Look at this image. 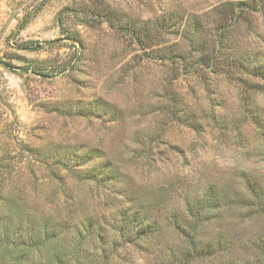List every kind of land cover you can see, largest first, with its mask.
<instances>
[{"label": "rangeland", "instance_id": "374dc122", "mask_svg": "<svg viewBox=\"0 0 264 264\" xmlns=\"http://www.w3.org/2000/svg\"><path fill=\"white\" fill-rule=\"evenodd\" d=\"M0 58V264H173L208 189L212 237L264 228V0H0Z\"/></svg>", "mask_w": 264, "mask_h": 264}, {"label": "trees", "instance_id": "16d2710c", "mask_svg": "<svg viewBox=\"0 0 264 264\" xmlns=\"http://www.w3.org/2000/svg\"><path fill=\"white\" fill-rule=\"evenodd\" d=\"M235 15L238 16V14ZM60 25H64L63 17L61 16ZM223 25L224 24H219L218 27L221 28H218L217 33L215 32V44L212 48L215 54L219 46H226L224 42L227 38L221 30L222 28H224L223 30H229L231 24H226V26ZM201 31L202 30L197 27L195 33L202 34ZM72 39L79 42V39L75 36H72ZM199 51L206 55L205 52L207 51L205 47L200 48ZM0 62L4 63L8 68L14 67L9 62L1 61V58ZM238 64L244 69V61H239ZM253 75L264 76V69L261 73L255 70ZM94 170H96V168ZM112 171L113 170H100L99 168L98 175L91 177H100L99 179H101V181H114L116 180V175H114V171L113 173ZM90 175H93V173ZM208 190L212 191V189ZM208 190L202 196H198L194 200H187L183 211L171 217V221H173L172 225L177 228L185 243L179 251L173 252V264H264V228L260 227L252 234L248 233L247 236H241L238 240L230 237V234L228 235V232L224 228L214 237L210 235L212 231L209 228L212 222L215 221V217L212 215L215 210H218L221 202L219 203L220 198L214 195L215 192ZM244 199L245 198L242 196L239 200L237 198L236 201L240 207H243L244 211L246 209L249 211L246 217L249 218L258 215V213L261 212L264 216V193L259 192L254 195L256 205H254L251 200L246 201ZM124 227H126V224ZM158 227V219L152 221L147 218L143 219V222L138 224L135 229L133 227L131 233L133 232V234L137 236V239L154 241L156 233L159 231H157ZM93 229V222H86L80 226L78 236L88 235L87 233H92L94 231ZM236 242H239L237 246ZM163 255L164 253L160 254V256Z\"/></svg>", "mask_w": 264, "mask_h": 264}]
</instances>
